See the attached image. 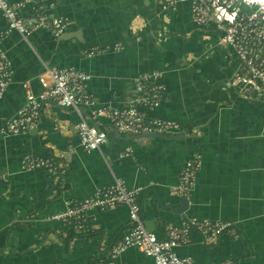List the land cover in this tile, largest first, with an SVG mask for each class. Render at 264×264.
I'll use <instances>...</instances> for the list:
<instances>
[{"label":"crops","instance_id":"crops-1","mask_svg":"<svg viewBox=\"0 0 264 264\" xmlns=\"http://www.w3.org/2000/svg\"><path fill=\"white\" fill-rule=\"evenodd\" d=\"M5 1L22 3V16L36 7V0ZM38 7L68 25L58 37L38 30L27 41L15 32L1 41L12 81L0 98V129L24 103L22 83L38 94L46 68H74L90 77L86 91L95 104L109 110L130 103L135 75L160 72L165 97L146 116L174 121L181 131L168 135L175 140L131 139L137 136L94 119L107 142L86 153L74 130L77 113L48 103L35 132L0 133V264H93L105 258L129 228L125 207L89 213L80 231L52 217L115 177L140 189V220L157 239L167 226L180 227L191 217L231 225L211 245L190 231L188 242L176 248L179 257L190 256L194 264H264V99L242 98L231 84L235 59L219 44V27L195 25L186 1L164 12L158 0H49ZM4 29L0 15V33ZM114 44L122 49L83 54ZM127 148L131 156L123 155ZM193 154L201 164L185 205L171 188ZM24 157L53 161L57 174L20 171ZM114 264L153 263L132 247Z\"/></svg>","mask_w":264,"mask_h":264},{"label":"built area","instance_id":"built-area-1","mask_svg":"<svg viewBox=\"0 0 264 264\" xmlns=\"http://www.w3.org/2000/svg\"><path fill=\"white\" fill-rule=\"evenodd\" d=\"M36 0L32 14L22 16L19 10L22 3H8L0 0V15L5 29L0 33V43L10 33L20 35L23 41L34 31H44L58 37L66 29V20L53 16L46 8L38 7ZM179 1H186L192 22L200 27L214 24L222 34L219 44L231 50L235 59V70L231 84L242 98L264 99V0L261 3L248 0L258 11L246 12L232 9V0H158L161 11L174 7ZM226 2V3H225ZM49 7L52 3L48 4ZM122 48L117 44L105 47H92L83 52L87 58L118 52ZM10 63L0 50V98L12 81ZM89 76L74 68H46L38 79L41 91L33 94L27 82L21 84L24 103L17 109L13 118L0 129V133L9 136L30 135L38 126L41 108L45 104L68 109L77 113L79 122L74 126L79 147L86 153L99 150L107 142L106 133L98 129L94 119H104L117 133L127 136L147 134L175 135L180 126L171 120L150 119L146 116L155 110L165 97V88L159 83L161 73L157 71L141 72L132 79L133 96L126 108L109 110L98 106L87 93ZM87 110V114L83 110ZM81 110V113L78 112ZM124 156H131L130 148L124 150ZM51 160L24 157L19 163L20 171L43 169L49 175L57 174ZM201 164L198 154L191 155L182 165L176 184L171 193L176 197L187 198L195 182V175ZM139 188H128L120 178H114L111 185L96 189L85 200L65 203L62 213L52 218L71 229L82 230L91 212H104L125 207L129 228L121 239L114 243L106 257L93 264H114L121 252L136 248L153 264H194L190 256L179 257L176 248L188 242L189 232L195 231L202 237L205 245L213 244L217 238L230 228L226 222H209L205 219L188 218L180 227L167 226L163 239H157L153 230L140 220V207L137 201ZM59 264V263H56ZM220 264H233L222 261Z\"/></svg>","mask_w":264,"mask_h":264},{"label":"rangeland","instance_id":"rangeland-1","mask_svg":"<svg viewBox=\"0 0 264 264\" xmlns=\"http://www.w3.org/2000/svg\"><path fill=\"white\" fill-rule=\"evenodd\" d=\"M229 6L232 9H243L246 12H254V11H258L259 10V8L257 6L250 5L248 3V0H232L231 2H229ZM161 12H164V11H161Z\"/></svg>","mask_w":264,"mask_h":264},{"label":"water","instance_id":"water-1","mask_svg":"<svg viewBox=\"0 0 264 264\" xmlns=\"http://www.w3.org/2000/svg\"><path fill=\"white\" fill-rule=\"evenodd\" d=\"M138 138H159V139H172V140L177 139V137H175V136L168 137L166 135H156V134L140 135L137 137H132L131 139H138ZM178 199H179V201H181L182 203H185V205H186V199L185 198L179 197ZM180 208H181V206H180Z\"/></svg>","mask_w":264,"mask_h":264},{"label":"bare ground","instance_id":"bare-ground-1","mask_svg":"<svg viewBox=\"0 0 264 264\" xmlns=\"http://www.w3.org/2000/svg\"><path fill=\"white\" fill-rule=\"evenodd\" d=\"M253 1L258 2V3L263 2V0H253Z\"/></svg>","mask_w":264,"mask_h":264}]
</instances>
